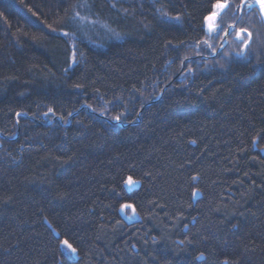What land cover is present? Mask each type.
Returning <instances> with one entry per match:
<instances>
[{
	"label": "trees",
	"instance_id": "trees-1",
	"mask_svg": "<svg viewBox=\"0 0 264 264\" xmlns=\"http://www.w3.org/2000/svg\"><path fill=\"white\" fill-rule=\"evenodd\" d=\"M220 1L0 0V264H264V23L206 65Z\"/></svg>",
	"mask_w": 264,
	"mask_h": 264
},
{
	"label": "rangeland",
	"instance_id": "rangeland-1",
	"mask_svg": "<svg viewBox=\"0 0 264 264\" xmlns=\"http://www.w3.org/2000/svg\"><path fill=\"white\" fill-rule=\"evenodd\" d=\"M110 1L116 5L121 0H110ZM152 1H155V0H152ZM222 1L228 5L225 8V15L222 18H220L218 15L220 13V10L214 7L212 13L205 20V25L207 28V35H206L207 37L205 38V41L203 44H207L206 47H208V52L206 54H212L211 56L212 61H207L205 63L206 65H209L211 64V62H213L215 64H218V65L220 64L224 66L230 59L234 57L249 59L252 56H254L258 51H260L261 43H260V36H258V34L261 32L258 26H254L255 25L254 23L252 24L249 22H245L244 24V21L247 19V17H244V14L240 15V10H243L245 13V7H241V0H222ZM222 1H220L219 3H221ZM237 6H240V7H237ZM230 10L231 11L233 10V11L232 13H230V16H229ZM160 12L163 16L167 18H172V19H177V20H179L180 18L178 16H175V17L170 16L167 13H166L167 15H164L165 12L163 10H161ZM213 13H216V15H213ZM110 32L114 36H118L116 33L112 31ZM248 32L252 34L250 40L248 39V36H247ZM65 33L66 32H63V35H65ZM65 36L68 38L72 46V53H71L72 64L71 65H73L77 61L78 42H77L76 37L73 34L69 33L68 35H65ZM262 37H263V34H262ZM90 42H92V44L95 46L101 47L98 41L90 40ZM198 63L202 64V61L199 60ZM198 63L195 62L194 64H198ZM192 71L193 69L191 67H188V69L184 73L185 75H188V74H191ZM181 73L182 71L179 72V74ZM131 180L136 183L130 184L128 180L126 182V186L128 188H134L136 185H138L137 181L133 179ZM197 193L198 194L195 197L199 195V192ZM120 211L128 219H134L138 215L134 207L130 204L123 205L120 208Z\"/></svg>",
	"mask_w": 264,
	"mask_h": 264
},
{
	"label": "snow or ice",
	"instance_id": "snow-or-ice-1",
	"mask_svg": "<svg viewBox=\"0 0 264 264\" xmlns=\"http://www.w3.org/2000/svg\"><path fill=\"white\" fill-rule=\"evenodd\" d=\"M242 4H245L249 9H251V8H253V7H255V6L258 5V6H259V11H260V19H261V20H264V0H255L254 3H252V2H248V0H242ZM227 6H228V5H227L226 3H219V2H217L216 5H215V8L218 9V10H221V11H222V10H224ZM237 7H240V6H237ZM164 15H167V14L164 13ZM213 15H216V13H213ZM72 18H73V19H80V20H84V19H86L85 17H81L79 12H76ZM245 31H246V30H245ZM65 35H68V34L65 33ZM247 36H248V39L250 40L252 34H251L250 32H248V33H247ZM49 111H52V110L49 109ZM115 119H116V120H119L120 117L117 116V117H115ZM193 179H195V177H193ZM128 182H129L130 184H131V183H136V182L132 181L131 179H129ZM197 194H198L197 192H193V196H196ZM62 244H63V246H64V248H65L66 251L70 252V253L73 254V255L76 254L77 250H76L74 247H72V245L69 244L67 240H64V241L62 242ZM200 255H201V257H202V256H203V253H201Z\"/></svg>",
	"mask_w": 264,
	"mask_h": 264
},
{
	"label": "bare ground",
	"instance_id": "bare-ground-1",
	"mask_svg": "<svg viewBox=\"0 0 264 264\" xmlns=\"http://www.w3.org/2000/svg\"><path fill=\"white\" fill-rule=\"evenodd\" d=\"M242 1V0H241ZM230 4V3H229ZM243 7H245V8H248L245 4H244V6ZM240 10V9H239ZM230 13H232V11L230 10L229 11ZM230 13H229V16H230ZM244 14V11L243 10H240V15H243ZM247 19H248V21H250L251 23H256V21H258V17H253V18H250V17H247ZM66 33H70V34H73V33H71V32H69V31H66ZM74 35V34H73ZM103 35H105V37L107 36V34H106V32H104L103 33ZM93 41V40H92ZM99 42V44L101 45V47L104 45L102 42H100V41H98ZM88 43H92V42H90V40H88ZM71 49H72V46H71ZM72 53V52H71ZM205 54H199L198 56H204ZM205 57H207L208 59L211 57V55H205ZM207 59V60H208ZM76 63V62H75ZM74 63V64H75ZM71 64H72V61H71ZM168 86V84L165 86V87H167ZM163 92V91H162ZM162 92H161V94H162ZM161 94L157 97V98H155V99H153L152 101H150L149 103H151V102H154V100H157L160 96H161ZM86 107V104H82L79 108H77L76 110H74V111H72L71 113H69V115L67 116V117H63V116H57V115H55L51 120H49L48 121V123H53V122H57L56 120H58L59 121V123L61 124V125H65V126H67V125H70L71 124V122H72V119H73V117L77 114V113H80V111L83 109V108H85ZM23 115H25L26 113H22ZM33 119H37V120H39L36 116H31ZM139 119H140V116H138L137 117V119H136V122L137 121H139ZM112 121H116V122H118V123H120V124H125V123H123V121H122V118H120L119 120H116V119H113ZM130 179V178H129ZM129 179H127V181L129 180ZM126 181V182H127ZM128 219V218H127Z\"/></svg>",
	"mask_w": 264,
	"mask_h": 264
},
{
	"label": "flooded vegetation",
	"instance_id": "flooded-vegetation-1",
	"mask_svg": "<svg viewBox=\"0 0 264 264\" xmlns=\"http://www.w3.org/2000/svg\"><path fill=\"white\" fill-rule=\"evenodd\" d=\"M221 3H225V2L222 1ZM247 14H248V12H247ZM218 15H219L220 18H222L225 15V9L222 10V11L220 10V13ZM243 33H245V32H243Z\"/></svg>",
	"mask_w": 264,
	"mask_h": 264
},
{
	"label": "water",
	"instance_id": "water-1",
	"mask_svg": "<svg viewBox=\"0 0 264 264\" xmlns=\"http://www.w3.org/2000/svg\"><path fill=\"white\" fill-rule=\"evenodd\" d=\"M250 2L254 3L255 0H250ZM243 6H244V4H242V1H241V7H243ZM257 8H258V10H259V6H258V5H257ZM263 23H264V20H263Z\"/></svg>",
	"mask_w": 264,
	"mask_h": 264
}]
</instances>
